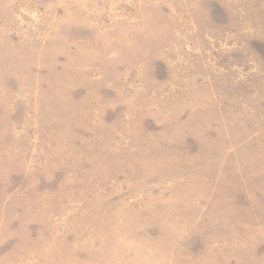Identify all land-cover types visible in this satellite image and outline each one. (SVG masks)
Listing matches in <instances>:
<instances>
[{
  "label": "rangeland",
  "instance_id": "1",
  "mask_svg": "<svg viewBox=\"0 0 264 264\" xmlns=\"http://www.w3.org/2000/svg\"><path fill=\"white\" fill-rule=\"evenodd\" d=\"M0 264H264V0H0Z\"/></svg>",
  "mask_w": 264,
  "mask_h": 264
}]
</instances>
